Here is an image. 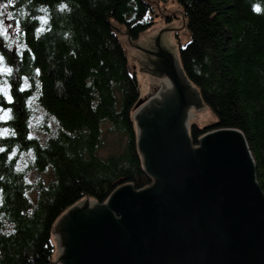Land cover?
<instances>
[{
	"label": "trees",
	"instance_id": "16d2710c",
	"mask_svg": "<svg viewBox=\"0 0 264 264\" xmlns=\"http://www.w3.org/2000/svg\"><path fill=\"white\" fill-rule=\"evenodd\" d=\"M155 1L0 0V13L21 20L19 47L35 54L24 50L21 59L6 47L11 36L0 38L13 67L7 77L13 102L3 104L12 111L0 121L10 130L0 138L7 146L0 152V264H60L53 229L64 212L88 198L103 203L126 183L137 190L152 184L137 145L139 82L116 22L126 24L130 39L138 37L155 21ZM176 1L191 33L180 47L181 65L217 115L213 125H191L192 141L239 129L264 192V0ZM41 16L47 23L32 19ZM25 75L33 86L19 93ZM37 109L55 120V129L45 125L44 138L27 139ZM108 144L115 149L102 154Z\"/></svg>",
	"mask_w": 264,
	"mask_h": 264
},
{
	"label": "water",
	"instance_id": "95a60500",
	"mask_svg": "<svg viewBox=\"0 0 264 264\" xmlns=\"http://www.w3.org/2000/svg\"><path fill=\"white\" fill-rule=\"evenodd\" d=\"M181 21L126 34L131 70L150 78L135 104L137 145L152 184L117 187L99 203L71 206L54 226L60 264H264V192L244 134L219 128L196 146L189 117L212 111L187 78L174 31ZM165 14V15H170ZM183 46L191 33L180 35ZM163 61L162 69L154 70ZM144 80V82H145ZM119 216V217H118Z\"/></svg>",
	"mask_w": 264,
	"mask_h": 264
},
{
	"label": "rangeland",
	"instance_id": "374dc122",
	"mask_svg": "<svg viewBox=\"0 0 264 264\" xmlns=\"http://www.w3.org/2000/svg\"><path fill=\"white\" fill-rule=\"evenodd\" d=\"M152 4L154 6V18H155L154 20L155 21L148 29H146L142 33L147 32V31H149L151 29L160 27V26H164V25L171 24L173 22L181 21L182 15L180 13L176 12V13L170 14L171 11H166L161 6V4H163V6H165V7H170L172 5H178V2L176 0H157V1L153 2ZM179 5H180V3H179ZM165 14H170V15H165ZM9 16L10 15L8 13L7 14L5 13V14H3L2 17H0V18H3L6 21L5 27H7L8 23H12V21L8 20ZM12 24H13V28L11 29V32H10L9 36H11L10 37L11 38L10 41H11V43H13V45L15 47V44L20 45V42H19V37L18 36L16 37L17 31H16V28H15V24L14 23H12ZM185 28L187 30H189L188 27H187V23H186V26L184 25L181 28H179L176 31H174V39H175L177 47H178L179 57H180V47L183 46L182 38L180 37V35L182 34V30H185ZM116 29H117L119 41H120V43H121V45H122V47H123V49H124V51H125V53H126V55L128 57V54H127V51H126V46H125L126 34L124 32H120V31H124L125 29L127 30L126 24L125 23H117L116 22ZM141 34L138 37L134 38V39L135 40L140 39ZM190 40H191V38H190ZM14 47L11 50L16 52V48H14ZM15 54L16 53H14V55ZM128 60H129V57H128ZM132 61H133L134 65H135V68H134L133 71L136 72V76H137V79H138V82H139V87H140V94L142 96L149 89L150 78H147L145 80L147 74L145 72H140L139 71L137 57H133ZM180 62H181V59H180ZM129 64H130V60H129ZM144 80H145V82H144ZM208 107L212 111V114L209 115L208 117H202V118H197V117H193V116L189 117V125H190L189 129H190L192 124H197L199 128H204V127L213 125V124H215L217 122V115L215 114L214 110L212 109V107L210 105H208ZM45 125L47 127H50L53 130V129H55V120L53 118H51V117H46L45 118V116H44V114H43V112L41 110H39V109L35 110V112H34V114L32 116V119L30 121V127H31L32 134L33 135H38L39 137L44 138V134H45L44 126ZM114 136H116V135H114ZM195 145L199 146L200 144H195ZM114 149H115L114 145L108 144L104 149L101 150V153L102 154H108V153L112 152ZM37 176H38V173L35 172V171H32L30 173V179L31 180H34ZM43 177L45 179H47V176L45 174H43ZM153 181H154V179H153Z\"/></svg>",
	"mask_w": 264,
	"mask_h": 264
},
{
	"label": "snow or ice",
	"instance_id": "6c2138e0",
	"mask_svg": "<svg viewBox=\"0 0 264 264\" xmlns=\"http://www.w3.org/2000/svg\"><path fill=\"white\" fill-rule=\"evenodd\" d=\"M15 0H6L7 4H14ZM5 5H0V7H4ZM3 16V13H0V17ZM32 19L36 20H41L47 23L46 17H32ZM9 21L14 20L15 21V28L17 31V34H19L20 27H21V20L18 18H14L12 16L8 17ZM6 21L3 18H0V38H6L9 36L11 29L13 28L12 23H8L7 27H5ZM37 32H40L41 29L37 28ZM25 35L27 33L25 32ZM6 47L10 50L14 47L13 44H7ZM16 47V54L18 57L23 59V51L27 50L30 54V56L34 59V53L31 52V49L25 48L21 49L19 45H15ZM36 74L38 75L40 72V69L35 70ZM13 73V67L11 65H8L6 62V57L3 52H0V121H6L7 119L10 118L9 114L11 113V108H5L3 107V104L5 101H7L9 104L13 102V95L11 92L12 85L8 83L7 77L12 75ZM32 83L30 81L29 76H21L18 78V87H17V92L22 93L25 92L26 90L32 88ZM27 99L25 100V105L27 106ZM9 129L7 127L0 128V138L6 137L9 134ZM11 135L15 136L16 133L14 130H11ZM27 139H32V133L29 132ZM7 150L6 145H0V152H5ZM16 155V149L13 148L11 152L8 153V160H11L14 156ZM30 182V181H29ZM26 195V193H25Z\"/></svg>",
	"mask_w": 264,
	"mask_h": 264
},
{
	"label": "flooded vegetation",
	"instance_id": "af4514ba",
	"mask_svg": "<svg viewBox=\"0 0 264 264\" xmlns=\"http://www.w3.org/2000/svg\"><path fill=\"white\" fill-rule=\"evenodd\" d=\"M157 64H164V62L163 61L162 62L161 61L157 62L156 66L154 67V70L158 69L159 65H157ZM162 68H163L162 66H159V69H162Z\"/></svg>",
	"mask_w": 264,
	"mask_h": 264
},
{
	"label": "bare ground",
	"instance_id": "6f19581e",
	"mask_svg": "<svg viewBox=\"0 0 264 264\" xmlns=\"http://www.w3.org/2000/svg\"><path fill=\"white\" fill-rule=\"evenodd\" d=\"M188 121H189V119H188Z\"/></svg>",
	"mask_w": 264,
	"mask_h": 264
}]
</instances>
